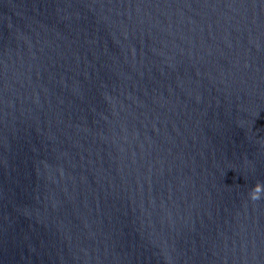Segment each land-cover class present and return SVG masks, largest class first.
<instances>
[{
    "label": "water",
    "instance_id": "95a60500",
    "mask_svg": "<svg viewBox=\"0 0 264 264\" xmlns=\"http://www.w3.org/2000/svg\"><path fill=\"white\" fill-rule=\"evenodd\" d=\"M0 264H264V0H0Z\"/></svg>",
    "mask_w": 264,
    "mask_h": 264
}]
</instances>
